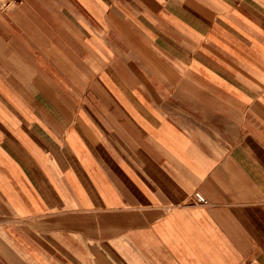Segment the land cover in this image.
Here are the masks:
<instances>
[{
  "label": "crops",
  "instance_id": "1",
  "mask_svg": "<svg viewBox=\"0 0 264 264\" xmlns=\"http://www.w3.org/2000/svg\"><path fill=\"white\" fill-rule=\"evenodd\" d=\"M0 264H264V0H0Z\"/></svg>",
  "mask_w": 264,
  "mask_h": 264
},
{
  "label": "built area",
  "instance_id": "2",
  "mask_svg": "<svg viewBox=\"0 0 264 264\" xmlns=\"http://www.w3.org/2000/svg\"><path fill=\"white\" fill-rule=\"evenodd\" d=\"M14 1H17V0H14ZM194 198H195V201L198 202V203H205L206 200L204 199V197H202L200 194L196 193L194 195Z\"/></svg>",
  "mask_w": 264,
  "mask_h": 264
}]
</instances>
